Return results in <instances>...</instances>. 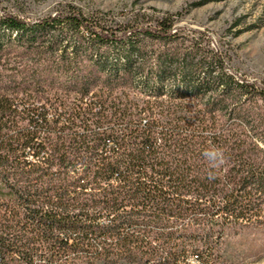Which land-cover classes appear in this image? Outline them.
<instances>
[{
  "label": "trees",
  "instance_id": "obj_1",
  "mask_svg": "<svg viewBox=\"0 0 264 264\" xmlns=\"http://www.w3.org/2000/svg\"><path fill=\"white\" fill-rule=\"evenodd\" d=\"M142 16L0 7L1 264H215L264 230V83Z\"/></svg>",
  "mask_w": 264,
  "mask_h": 264
},
{
  "label": "rangeland",
  "instance_id": "obj_2",
  "mask_svg": "<svg viewBox=\"0 0 264 264\" xmlns=\"http://www.w3.org/2000/svg\"><path fill=\"white\" fill-rule=\"evenodd\" d=\"M68 2L117 21L173 14L181 33L203 35L205 45L225 55L230 73L264 83V0H0V7L33 18ZM165 257L161 253L157 259ZM212 258L215 264H264V230L226 235Z\"/></svg>",
  "mask_w": 264,
  "mask_h": 264
},
{
  "label": "clouds",
  "instance_id": "obj_3",
  "mask_svg": "<svg viewBox=\"0 0 264 264\" xmlns=\"http://www.w3.org/2000/svg\"><path fill=\"white\" fill-rule=\"evenodd\" d=\"M206 156H211L213 159H217L220 156L219 150H214L212 153H206Z\"/></svg>",
  "mask_w": 264,
  "mask_h": 264
}]
</instances>
